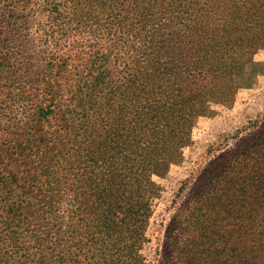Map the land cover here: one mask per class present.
<instances>
[{"label":"rangeland","instance_id":"obj_1","mask_svg":"<svg viewBox=\"0 0 264 264\" xmlns=\"http://www.w3.org/2000/svg\"><path fill=\"white\" fill-rule=\"evenodd\" d=\"M201 2L194 19L189 1L0 0V136L58 141L65 176L92 138L99 190L131 173L149 203L144 264L200 173L264 121V0ZM229 57L238 76L211 70ZM96 78L113 100L96 105Z\"/></svg>","mask_w":264,"mask_h":264},{"label":"trees","instance_id":"obj_2","mask_svg":"<svg viewBox=\"0 0 264 264\" xmlns=\"http://www.w3.org/2000/svg\"><path fill=\"white\" fill-rule=\"evenodd\" d=\"M183 1L194 19L212 6L175 0ZM227 61L211 70L238 76L237 58ZM91 82L96 105L113 100L100 95L98 78ZM249 130L190 186L166 229L161 264H264V121ZM14 135L0 136V264H144L149 203L131 173L99 190L92 138L78 141L65 176L58 141ZM167 170L163 161L154 172Z\"/></svg>","mask_w":264,"mask_h":264}]
</instances>
